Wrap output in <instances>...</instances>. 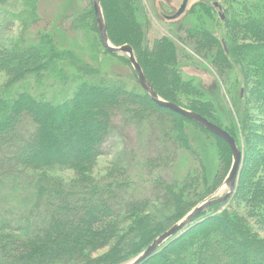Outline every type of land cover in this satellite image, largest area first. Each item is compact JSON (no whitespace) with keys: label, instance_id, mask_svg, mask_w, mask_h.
I'll return each instance as SVG.
<instances>
[{"label":"trees","instance_id":"obj_1","mask_svg":"<svg viewBox=\"0 0 264 264\" xmlns=\"http://www.w3.org/2000/svg\"><path fill=\"white\" fill-rule=\"evenodd\" d=\"M221 2L226 9L225 23L238 34L228 36L232 40L228 49L221 48L209 31H204V37L219 45L214 59L219 65L229 64L231 59L239 63L250 94L261 102L264 112V0ZM199 5L208 7L204 2ZM102 6L111 42L133 47L159 95L215 122L204 104L188 107L173 90L165 89L169 79L181 83L171 67L176 54L170 39L158 40L147 53L148 59L142 60L138 46L143 34L136 21V0H102ZM86 16L92 18L88 23L79 22L80 18L77 26L98 32L93 4ZM34 38L16 52L0 49V66L12 74L0 90V176H7L1 171L10 164L29 171L34 176V209L38 211L33 209V215L24 216V225L9 216L1 218L0 264H121L141 253L222 184L232 162L230 147L200 125L158 106L135 73L136 83L111 77L62 49L51 34ZM122 59L130 63L128 56ZM67 66L76 73L70 76ZM56 77L69 90L62 98L39 90L34 94L26 85L31 79L41 84L56 81ZM181 87L188 95L195 94L193 87ZM119 114L127 122L132 118L144 125L147 138L150 128L160 126L162 149L168 145L163 149L166 161H159L163 156L158 152L141 162L142 171L137 172L138 166L132 169L128 162L115 159L113 169L94 175L92 167ZM185 122L214 135L224 146L214 178L209 177L191 143ZM259 139L257 149L251 145L252 153L246 152L251 165L242 175L241 201L235 200L234 207L229 205L220 212L219 204L209 207L142 264H264V239L249 219L260 217L258 224L264 226V137ZM178 148L190 152L200 167H190L176 180H167L162 175L168 171L169 161L179 158ZM59 167L74 170L75 177L65 181L50 174Z\"/></svg>","mask_w":264,"mask_h":264},{"label":"rangeland","instance_id":"obj_2","mask_svg":"<svg viewBox=\"0 0 264 264\" xmlns=\"http://www.w3.org/2000/svg\"><path fill=\"white\" fill-rule=\"evenodd\" d=\"M185 1L187 3L184 12L174 18L173 15ZM201 2L206 3L207 9L199 5ZM215 2L222 6L221 9L215 6ZM136 6V21L140 24L143 34L141 46H138L142 52V60L148 59L147 53L154 50L158 40L170 39L175 46L176 54L175 62L171 67L179 75L181 83L176 84V81L172 82L169 79L166 81L168 85L165 83L166 88H164L173 90L178 100L188 107L203 104L207 106L215 123L232 131L237 138V144L242 151V163L236 190L231 199L225 205H221L218 212L229 205L234 207V201L238 199L241 201L243 196L240 186L245 168L250 170L251 160L248 163L249 156L246 152L252 153L249 150L251 145L257 149L259 138L264 137V112L259 107L262 105L261 102L258 103L250 94L251 87L247 84L239 63L231 59L229 64L222 62L219 65V62L214 61L219 45L214 46L206 40L204 31H209L216 36L221 48L224 42L228 49L229 44L232 46V40L228 36L238 34V30H233L231 25L228 26L221 18L220 13L226 12L221 0H136ZM91 7L92 0H6L0 5V49L16 52L34 37L38 38L40 34L49 33L54 40L60 42L62 49L69 50L82 62L97 66L102 73L111 77L121 76L129 82L136 83L131 63L122 59L126 54L108 52L102 46L95 29L84 30L77 26L79 22L88 23V19L92 18L86 16V12ZM80 18L82 20L79 21ZM136 58L138 59L137 56ZM67 70L70 76L76 73L70 66H67ZM11 77L12 74L0 66V90L6 87ZM57 80L56 77V81L50 79L40 84L31 79L26 85L34 94L37 93L36 90H39L49 97L62 98L69 94L67 92L69 90ZM171 83L172 85H169ZM182 84L193 87L195 94L188 95L183 92ZM184 124L192 139L191 143L202 157L209 177L214 178L219 169V153L224 146L214 135L206 134L191 123ZM143 127L145 126L136 119L131 118L127 122V119L120 114L116 115L113 129L104 141L101 155L92 167L94 175L113 169L115 159H119L121 163L128 162L133 169L141 162H145L146 158H154L158 152L163 156L168 145L164 146L163 151L160 126L150 128L152 131L148 138L143 132ZM178 152L179 158L174 160V163L170 160L168 171L162 175L167 180H176L177 175L185 174L190 167L193 169L200 167L198 160L191 156L190 152L179 148ZM166 159L164 155L159 161H166ZM231 165L232 162L227 173ZM7 168L1 171L2 175L7 174V176H0V179L4 180V183L0 184V220L3 216H9L24 225V216L33 215L37 199L36 189L32 186L34 176L29 171H24L23 168L12 164ZM159 168H156L153 173H156ZM136 170L142 171L140 166ZM50 174L65 181L73 179L76 175L74 170L66 167L64 169L59 167ZM219 186L220 184L217 188ZM139 190L143 191L141 188ZM218 190L216 197L223 196L227 192L225 186H221ZM140 191L138 194H141ZM246 206L248 207L247 203ZM259 218L250 217V224L264 239V226L258 224V220H261ZM135 257L132 256L121 264H128Z\"/></svg>","mask_w":264,"mask_h":264},{"label":"water","instance_id":"obj_3","mask_svg":"<svg viewBox=\"0 0 264 264\" xmlns=\"http://www.w3.org/2000/svg\"><path fill=\"white\" fill-rule=\"evenodd\" d=\"M186 1L182 7L173 15L174 18L179 17L185 10ZM93 10L96 17V25L99 34V38L102 46L111 53H123L126 54L130 60L133 70L137 76V80L145 92L150 96L151 100L155 102L158 106L168 108L179 115L187 118L190 121L195 122L200 125L210 133L222 138L230 147L232 153V165L229 172L227 173L222 184L209 196L199 202L194 206L181 220L172 225L168 230L160 234L155 238L152 243L139 253L135 258H133L128 264H142L145 260L151 257L160 247H162L169 239L176 238L181 234V231L189 226L195 218L201 214L203 211L207 210L213 205H225L233 196L237 181L240 174V167L242 163V151L239 148L236 139L223 127L217 123L211 121L209 118L203 116L202 114L181 106L180 104L164 99L155 90L151 82L145 75L143 68L138 62L134 49L130 44L115 45L111 42L108 35V28L106 19L103 12L102 0H92ZM215 6L221 9V5L218 2L214 3ZM221 18L224 20V14L220 13ZM224 46L226 47L225 43ZM221 186L227 188V192L220 197H216L218 189Z\"/></svg>","mask_w":264,"mask_h":264}]
</instances>
